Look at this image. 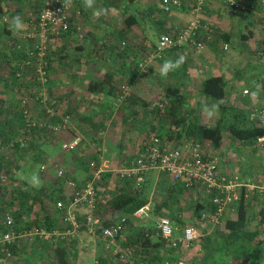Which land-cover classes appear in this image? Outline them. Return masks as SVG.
Here are the masks:
<instances>
[{"label":"crops","instance_id":"0c3cea01","mask_svg":"<svg viewBox=\"0 0 264 264\" xmlns=\"http://www.w3.org/2000/svg\"><path fill=\"white\" fill-rule=\"evenodd\" d=\"M183 1L182 8L173 9L171 12L166 13L160 8V0H95L97 8L107 10V13L99 18H94L92 9H85L81 2L80 4H75V11H72L71 18L74 24L70 30L50 41L51 54L49 56L48 74L51 86L56 93L58 90L66 91L65 93L63 92L66 98L64 102L67 101L66 105L72 108V122L70 132L53 135L57 136L56 141H40L42 143L38 145V153H45L44 155H46V153L50 152L55 154L57 149L55 157L62 161L60 163L63 166H59L65 170L66 179L70 181L76 180V183L84 184L91 175V173L90 175L87 173L89 167L86 164L78 163L77 160H70V157H68L70 153L62 152L60 144L76 133L80 134V128L84 129L83 127H86V131L97 130L93 128L88 119L95 122L97 118L101 119L106 116L102 112L101 107L98 110L96 107L102 104L106 105V98L103 93H91L89 89L93 81L100 82L106 74H113V80L118 81L119 85L123 83L129 85L131 101L134 103L131 112L133 116H128L125 119L127 128L132 121H136L138 118V120L145 118L143 114L145 110L141 107L142 101L153 103L163 98L168 102H177L184 98L185 103L190 105L216 104L219 102L223 104L222 107L233 105L243 111L245 110L246 113L243 114L247 118L246 123L254 124L249 116V111L253 107L264 104V89H261L257 96H252V92L256 91L255 84L264 85V31L257 22L258 16L264 14V0H242L245 3H250L253 9L251 12L238 13L233 12L223 0H208V6L203 13V20L212 26L213 36L212 40L205 44L203 50L197 51L191 46L173 48L163 51L159 57L155 58L148 66L147 73L142 72L138 67V63L144 54L155 46L161 34L177 31L187 23L190 17V2L189 0ZM28 2L33 3L35 1L28 0ZM16 5L13 3L10 6L11 12L15 13ZM40 7L41 5L39 7L36 5L31 10L28 6L24 7L23 11L15 13L16 16L21 17L25 25L22 30L14 31L6 28V30H10L9 34L6 33L5 29V32H1L0 63L4 62V64H0L2 66L0 67L1 73L6 72L8 67L9 72L10 70L12 71L25 56L22 50L14 47V42L16 43L19 40L17 36L22 37L27 35L31 28L32 30L35 29L34 22L36 19L28 18V15L31 16L33 14L32 18H36ZM78 9L80 10L79 14L76 13ZM131 14L137 16V23L127 26L124 18ZM16 16L8 17V26H10L12 19ZM243 34L248 37L242 39L241 36ZM122 43L124 44L122 45ZM225 43L228 44L226 50L222 48ZM242 54H246V58L250 57L251 61L257 60L260 63L242 61ZM179 55L185 57L184 64L178 70L169 73L167 77H162L159 72V66L163 64L165 59L175 60ZM9 76L10 73H3V76H1L3 78L0 77V99H4L7 111L12 109L9 107L10 104H16V100L21 95L17 87L7 90L5 82H10ZM211 76H223L227 81L225 99L222 102L210 99L199 92L203 79ZM28 77L32 81V77ZM244 81L248 82L249 85L244 84ZM28 82L29 80L25 76L17 81L16 86L25 90L19 84L25 85ZM241 82L244 84L243 87L234 86L240 85ZM105 87H107L106 83L101 86L103 91L106 90ZM167 87L170 88L169 90L171 88L178 90L179 95L171 93ZM245 89L249 91L246 95L242 93ZM4 90H7L6 93L3 92ZM188 112L186 110L187 114ZM8 116L12 117V112H7ZM194 116L195 113L190 114L189 120L187 119L188 122L186 124L182 122L181 127L177 123L178 116L176 118H164L162 115L159 117L153 114V119L145 121V123L147 122V129H153V133L162 134L161 136L166 138L167 142H169L167 138H172L173 140L170 141L174 142V137L179 135L178 131L183 130L187 123L193 121ZM199 118L201 117L197 119ZM217 120H214V122L209 121L208 123V121L203 119L198 122L213 126ZM2 122L5 125L4 120ZM8 128L10 129L11 127L7 125ZM99 131L100 129L94 132L96 136ZM142 131V134L137 138H142L147 130L142 129ZM102 138L101 140L103 141ZM85 142L86 139L82 143V147ZM137 142L138 145L140 143L141 145L143 144L141 139ZM103 145L108 152L104 142ZM49 162L51 168L52 163H56L55 159H51ZM252 163L254 162L248 161L247 170L250 169L252 173L253 170H256L254 173H259L260 167ZM260 163L262 166V159ZM20 165H23L22 170L30 166L25 167L23 162H20ZM250 170L248 172H251ZM167 178L163 173L148 172L143 181L152 189L151 194L153 195L149 197V202L147 203L152 212L149 209L144 215L147 217L149 213L153 214V225L155 226L160 216L156 214L154 205L160 204L168 195V193H163L162 191L163 180L168 181ZM68 182H65L62 186L64 191L69 190ZM125 184L126 182L122 181L118 189ZM169 187H167V190ZM105 189L107 190V187ZM200 191L192 190L188 192L185 190L181 195L171 196L169 199H173L175 205L170 204L171 211L165 208L161 211L167 215L169 212L174 213L179 208L186 211L188 204L193 200L192 198H198L197 194H200ZM169 199L166 200L168 203L172 201ZM106 215H109V218L111 213ZM167 215L164 216L166 217ZM134 219L145 218L141 216L140 218L134 217ZM171 223L176 228L175 233L177 235L181 230L175 226L174 222L171 221ZM146 225L145 223L141 226L146 227ZM59 228L62 229L63 225L61 224ZM23 229L20 232H28L36 228ZM263 235L262 238H264ZM93 237L94 235L86 228H80L72 237L58 241L56 244L43 241L38 237H32V239L24 237L11 248L12 257L10 264H55L62 253L61 250H64L63 256L65 255L68 264H99L103 258L106 260L107 258L110 259L109 252L104 247V241L102 240L103 245L100 244L98 246ZM163 245L167 247L168 244L166 242ZM183 249L180 255H177L175 264H196L191 258L186 260L187 255ZM159 250L162 251V248L160 247ZM198 250L200 249L198 248ZM230 264H248V261L240 258L231 260Z\"/></svg>","mask_w":264,"mask_h":264},{"label":"built area","instance_id":"2783aa9c","mask_svg":"<svg viewBox=\"0 0 264 264\" xmlns=\"http://www.w3.org/2000/svg\"><path fill=\"white\" fill-rule=\"evenodd\" d=\"M189 19L187 23L177 31L166 32L159 36L155 46L147 51L138 67L144 73L148 72L150 63L159 57L163 51L184 46H192L195 50L201 51L205 43L197 39L199 32L203 33L204 41H211L213 36L212 26L203 21V11L208 6V0H190ZM82 0H44L42 7L36 16L35 29L19 39L17 49H23L26 54L18 63L16 76L22 79L31 76L36 84L35 93L22 95L19 107L25 120V128L38 127L46 128L52 135L68 133L71 130V115L60 109L56 105H50V82L47 71L48 58L47 50L50 41L70 30L73 26L71 18L72 11H75V4H80ZM223 2L235 13L251 12L252 5L242 0H223ZM160 8L169 13L173 9L181 8L183 0H160ZM53 13L49 16L48 13ZM77 14L80 13L78 9ZM260 26L264 31V14L258 16ZM6 15H0V24L7 22ZM81 36V35H80ZM124 43H122L123 45ZM226 50L228 44H223ZM119 91L115 96L112 106L116 110L131 95L129 85L123 83L119 86ZM244 95L248 90H243ZM163 103L153 102L150 108L162 107ZM38 107V109H37ZM255 125L264 129V104L253 107L249 114ZM54 119V121H52ZM22 130V129H21ZM104 130L97 134L98 140L89 142V147L99 162L89 160L92 168L90 177L84 184L77 185L73 180L68 182L71 195L66 199H58L55 202L54 212L61 214L60 220L63 228L46 229L36 228L28 232H20L16 229L14 214L9 208L2 212V222L4 231L0 232V264H10L12 257L11 246L17 244L24 237L32 239L38 237L43 241L56 244L72 237L80 228H86L91 234H97V229L101 227L103 218L98 214L100 206L107 204L108 196L98 197V189L103 181V172H110L121 181H128L140 186L148 172L163 173L168 178L169 184L181 185L185 190H203L206 193H213V201L216 203V212L211 222H218L219 218L227 210L235 211V204L240 200L241 195L249 198L254 193L264 192V133L258 136L253 143L257 148V153L262 159L263 174L259 182H253L249 177H244L233 170H225L219 164V156L212 151L208 144L203 143L199 137L186 136L184 139L175 142H167L166 138L152 133L140 146L135 158L130 164L110 167L107 159L104 158L106 149L101 141ZM83 137L79 133L69 137L60 144L62 152L78 151L82 148ZM24 141L20 140V146ZM9 146H12L10 143ZM1 154V149H0ZM48 168L46 164L40 166V170ZM52 168L58 178L64 174V169L57 163H52ZM150 207L148 205L138 209L134 216L140 218L145 216ZM205 214L202 215L204 217ZM127 217L122 215L101 230L104 247L112 254L119 256L121 260L128 261L129 264H147L144 261L134 262L132 258L133 249L122 247L118 237L123 232ZM156 228L160 236L171 246L181 245L187 248L193 245L196 239V228L194 225L185 226L176 235V228L171 221L162 216ZM169 264V263H165Z\"/></svg>","mask_w":264,"mask_h":264},{"label":"trees","instance_id":"16d2710c","mask_svg":"<svg viewBox=\"0 0 264 264\" xmlns=\"http://www.w3.org/2000/svg\"><path fill=\"white\" fill-rule=\"evenodd\" d=\"M34 1L35 2H33V4L28 2V0H0V15H6L7 20H9L10 16H16L15 13L23 11L24 7L29 6V9L36 7V5H38V7L41 5L42 7L44 2V0ZM189 2L191 4L190 0ZM13 3L17 4L15 8V13L11 12L10 10V6ZM32 17L33 14L31 16L28 15V18L36 19ZM124 19L125 24L127 26H131L132 24L137 23V16L135 14L126 16ZM257 22L258 24H260V20H258ZM8 24V21L5 23L4 26L0 24V35L2 34V31L5 32L6 28H10ZM120 32L122 36V29ZM6 33L9 34L10 30H6ZM204 37L205 35L203 36V33L199 32L197 39H199L205 44H208L209 42L204 41ZM241 37L242 39H246L248 36L246 34H243V36ZM18 43H20L19 40H17L16 43L14 42V47H16ZM50 54L51 49L49 45V48L47 50V71L50 64ZM245 55L242 54V58H244V60H246L247 62L260 63L257 62V60L251 61L249 55V58H246ZM0 64L2 65L4 64V62ZM1 65L0 67H2ZM17 70L18 64L12 71L10 70L9 72L8 67L6 72H3L7 74L10 73V76L8 77V79H11L10 82H5V85L8 88L7 90H12L14 87H17L21 95H19L18 99L16 100V104H10L9 107L12 109L8 111L6 110L4 99H0V172L2 174H5L6 172L10 173V179L8 180V183H10L12 186V195L9 198V204L14 207L13 214L15 226H17L16 229L44 227L50 230L53 228H59L60 225L57 224L56 214L54 212L55 202L58 199H66V197L69 198V196L71 195L70 186L68 187V191H64L62 187H58L56 183H54L53 185L51 184V186H40L36 188L21 180L22 178H20V175L16 177L17 172L19 170H22V167L17 161V158H24L23 156H21L24 154L26 156L28 155V157L32 156L35 160L40 159L41 156L40 153H38V145L42 143L40 141H42L44 137H47L46 133L51 134V132H49V130H47L46 128H25V120L22 115V112L20 111L19 103L22 95L36 92L34 91V89L36 88V84L33 78L32 81L30 78H28V83H26L25 85L19 84L20 87L23 86L25 90L18 88V86H16L17 81H19L18 77L16 76ZM3 73L0 72V77L3 76ZM113 76V74H106L104 79H102L100 82L93 81L89 91L91 93L95 92L96 94L101 92L104 95L106 94L108 96H116L119 91L120 85L118 81L116 82L115 80H113ZM49 82V86L51 87V94L52 86L50 77ZM104 83H106L107 85V87H105V91H103V88H101ZM226 86L227 81L223 76H211L203 79L199 88V92L210 99L222 102L225 99ZM167 88L168 90L170 89L169 87ZM7 90H4L3 92L6 93ZM169 91L171 93L179 95L178 90H174L171 88V90ZM131 100L132 99L129 96L122 104L127 103L129 101L131 103H134ZM160 102L163 103V106L156 107L153 109L150 108L151 103L142 101L141 107L144 109L149 108L152 110V112L154 110L155 113L158 115L170 114L172 117L176 118L178 115L188 110V107L190 105L185 103L184 98L177 102H168L166 99L163 98L160 100ZM53 104L55 103L53 100H51L50 105L52 106ZM110 107L111 109L113 108L112 104L110 105ZM62 109H64L65 112L69 113L72 118L71 106H65ZM9 111L12 112V117H7V112ZM227 113H231V117L233 116V118H228L226 115ZM243 113L244 111L242 109L234 107L233 105L223 106L221 108L220 117L218 118L216 124L213 126L201 124L200 122H198V116L195 115L194 120L187 123L186 127L183 128V130L178 131L179 135L178 137H174V139H180L182 135H186L187 137L197 136L199 137V139H201V141H203V143L208 144L212 151L216 152L221 149L223 145V133L227 131L228 134L233 138V140L238 142L239 146L240 144H252L258 136L264 133V129L262 128V126L255 125V122L254 124L246 123L247 118ZM134 117L136 118V116ZM3 120L5 122V125L2 124ZM88 120L94 129L99 130L102 126L98 121L94 122L91 119ZM52 121H54V119H52ZM7 125L11 127L10 129L8 128L9 130L7 129ZM12 127H14L15 129ZM151 134L146 133L142 138H138V140L141 139L143 142ZM167 139L169 140V143L170 140H173L172 138ZM20 140L24 141V145L22 147L20 146ZM137 141L134 143L133 146H129L127 151L124 153V155L126 156L122 158V166L130 164L131 161L135 158L137 152L139 151V147L141 146V143L140 145H138ZM10 143L12 144V146H9ZM117 152H121V149H118ZM40 161H45V157L42 156ZM45 164L52 173V168L50 167L51 165L47 162ZM42 172L48 175L51 174L48 170H42ZM107 175L110 177L111 173ZM52 177L54 181L58 180L56 179L58 178L56 175H52ZM125 182L126 184L124 186L120 187L116 190L115 193H111V195L108 196L107 204L103 207L110 210L111 216L109 218L103 219L101 227L98 228L96 232L100 236H102V228L109 225L110 223L118 219L120 216L124 215L127 217V222L125 224L124 229L127 227L129 234L125 237L123 242H121V235L118 237V239L122 247H131L133 249L132 258L135 263L138 261H144L147 264H175L177 255H180V253L182 252V246L179 244L173 247L167 243V247H164L163 244H166V241L160 236L155 225H151L148 223L146 227L138 226L136 219H134V213L138 209L147 205V203L149 202V196L146 190L144 189V185L146 183L142 182L140 186H137L134 183L128 181ZM6 183L7 182L5 181L3 184ZM102 184L103 181L100 186ZM184 191L185 188L181 185H172L168 188V190L166 189L165 193H168L166 199L162 200L160 204L154 205L156 214L161 217L167 215L161 210L164 208L170 210L171 203L175 205V201L169 198L171 196H175L176 194L180 195ZM187 191L189 192V190ZM97 193L99 198L104 197L106 195L102 190H98ZM197 197L198 198L196 199L192 198L193 200L190 204H188L186 211H183V209L179 208L178 210H175L174 213L169 212V214L166 216L170 221L174 222L175 226L178 227V229L180 230L185 226L193 224L194 227L198 229L201 233L197 239L198 246L197 249L195 248V253L193 252V250H189L187 253L186 260H189L191 258L196 262V264H230L231 260L243 258V260L248 261V264H263L264 238H262V235L264 234V212H262L261 210L258 212V222L253 228H249L248 222L250 220V214L248 208L250 205V199L244 197V195H241L240 200L237 202V204H235L234 212L228 215L225 214V212V217L223 219L222 217H220L218 222H211V219L214 213L216 212V203L213 201L214 194H209L201 190L200 194H197ZM168 199L172 201L168 203L166 201ZM35 206H38L40 213L39 216L33 217L31 219V214L29 213V211H32ZM103 207L100 206L98 211L100 210V208ZM1 211L2 209L0 207V232L4 231L5 229L4 224L1 220ZM203 214H205L204 217H202ZM58 247H60V245H58ZM160 247L162 248V251L159 250ZM11 248H13V246H11ZM198 248L200 250H198ZM197 250L198 252H196ZM61 252L62 253L59 255V257L57 255L58 258L55 264H68L65 255L63 256L64 250H61ZM108 252L115 259L107 258L106 260L103 258L101 259V262L99 264H129L127 261H121L118 254H112L110 250H108Z\"/></svg>","mask_w":264,"mask_h":264},{"label":"rangeland","instance_id":"374dc122","mask_svg":"<svg viewBox=\"0 0 264 264\" xmlns=\"http://www.w3.org/2000/svg\"><path fill=\"white\" fill-rule=\"evenodd\" d=\"M33 8H30V9L32 10ZM31 30H32V28L30 29V31ZM17 37H19L18 39L22 38L20 36H17ZM0 43H1V40H0ZM243 60H244V58H242V61ZM243 83L246 85H249L248 82H246V81H244ZM243 83L241 82L240 85H234V86L243 87L244 86ZM51 91H52V95H50V96H51V99L55 103L53 105L58 106L60 109L67 106L66 105L67 101L64 102V100H66V98L63 95V92L64 93L66 92L65 90H61V91L58 90V92L56 93L52 87ZM105 98H106V105L102 104V105H99L96 107H97V110L101 107L102 112L105 113L106 116L104 118H101V119L97 118L95 121L100 122V124L102 126H104V127L101 126L102 128L100 127V130L105 131V135H103V138H102L103 141L102 140L101 141L104 142V144L108 150V152L106 151L104 158L107 159V163L109 164L110 167H119V166H122L121 165L122 158L124 156H126V155H124V153L127 151L129 146H133L134 143L138 140L137 137L142 134V132H143L142 129H144L145 131L147 130L146 133H150V134L153 133V129L152 130L147 129L148 125H147V122L145 123V121H149V120L153 119V114H155V115H158V114H156L154 110L152 112V110L149 108L148 109L143 108V110H145L143 113L145 118H143V119L141 118V120H138L139 119L138 118L136 121H132L130 126H128V128H127V126H125L124 120L128 116H133V114L131 113L133 103H131L129 101L127 103L121 104L120 107L115 110L113 108L111 109V107H110V105L112 104V101L115 98V95L108 96L105 94ZM158 102H160V101L158 100ZM213 105L216 106L215 110H214V114L212 116H208L206 114V112L204 111V109L206 107L211 109ZM222 105L223 104H221L220 102L216 103V104H209V103L203 104L202 103L200 105H189L188 114L185 111L182 114L178 115V117H177L178 118V122H177L178 126L181 127L182 122H185V124H186V122H188V120H189V115L193 114V113H195V115H197L198 117H201L198 119V121L200 120V122L203 119L205 121H208V123H209V121L214 122V120H216V119H218V117H220ZM37 109H38V107H37ZM245 113L246 112L244 110V114ZM226 115L228 118H232L231 113H227ZM158 116L160 117L161 115H158ZM162 116L164 118L165 117L166 118H174L170 114H166V115L164 114ZM132 119H134V118H132ZM83 128L84 129L80 128L81 130L79 132L83 137V142L85 139H86V142L83 144V147L80 150L68 152V153H70V155L68 154L69 155L68 157H70V160H77L78 163H80V164H84V165L86 164V166L89 167V170H87V173H88V175H90V173H92V168L89 166V160L91 159L97 163L99 162V159L94 156L92 150L89 147V142H91L92 140H95V141L98 140V137L94 133L97 130L96 131H93V130L86 131V127H83ZM74 132L76 133V131H74ZM46 134H47L46 135L47 137H44V139H43L44 141H47V140L56 141L57 136H53L49 133H46ZM156 134H158V133H156ZM184 137H185V135L181 136L180 139H176V140L174 139V142L179 141L181 139H184ZM170 142H173V141H170ZM117 148L121 149V152L116 154V152L118 151ZM257 152H258L257 148L254 145L240 144V146H239L238 142L234 141L233 138L228 134V132L225 131L223 133V145H222L221 149H219L215 153L218 154V156H219V164L222 165L225 170H233V171L237 172L238 174H241L244 177H247V178L249 177V179H251L253 182L257 183V182H259V180L263 174V167L261 166V163H260L261 158L259 157L260 154H258ZM44 154L45 153H40V156H41V158H42V156H44L45 161H40L41 158L38 160H35V159H33L32 156L28 157V155L26 156L24 154L21 155L24 158L18 157L17 161L19 162V164H20V162H23L25 167H26V165H30V166L26 167L25 170L24 169L19 170L17 172L16 177H18L20 175L21 176L20 178H22L21 180L25 181L27 184H29L33 187H36V188L40 187V186H45V185L51 186V184L53 185L54 183H56L58 187H60V186L62 187L65 184V182L67 183L68 181H70L69 179L66 180L67 176L65 174V170H64V174L62 177L56 178V179H58L57 181H54V179L52 177V175H56L55 171H52V173H51L50 170L48 168H46L45 170H48L49 173H51L49 175L44 174L42 171H40V166L42 164H45L46 162L50 164L49 161L51 159H55V162L57 164L59 162L58 165L63 166L60 163L62 161L58 157H55V154H57V149H56L55 154H52L50 152L46 153V155H44ZM248 161L254 162L252 164L260 167L261 170L259 171V173H257V174L254 173V172H256V170L255 171L253 170V173L250 169L247 170ZM20 166L22 167L23 165H20ZM51 170H53V169H51ZM249 170L251 172H248ZM109 173L110 172H103L102 173L103 178H105L106 180L103 179V184L99 188V190H102V191H104L105 194H107L106 196L111 195V193H115L116 189H118V187L121 186L120 184L122 182L120 179L116 178V176L112 175V173L109 177L107 175ZM9 174L10 173H7V172L5 174H2L0 172V175H1V177H0V207L2 209L1 212H3V210L5 208H9L14 213V207L9 204V198L12 195V186L10 183H8L9 182L8 180L10 179ZM165 179L163 180V183H162L163 193H165L167 187L170 186L169 181H167ZM5 181L7 183L3 184ZM77 185H81V184L77 183ZM105 187H107V190L105 189ZM144 189L146 190L148 196L151 197L152 189H150L147 184L144 185ZM248 199H250V205L248 208L249 214H250V220L248 222V226H249V228H253L259 219L258 212L260 210L262 212H264V192L262 194L254 193L253 195L249 196ZM99 211H98L99 212L98 214H100L103 219L108 218L109 215H106V214H109L110 210L103 207V208H100ZM29 213L31 214V219L33 217L39 216L40 211L38 209V206H35L32 211H29ZM102 213H103V216H102ZM230 213H232V211L227 210L225 214L228 215ZM55 214H56L57 224L61 225V223H60L61 222V220H60L61 214L59 212H55ZM225 214L222 216V219L225 217ZM154 216H157V215H154ZM160 217L158 218V220L160 219ZM143 218H145V219H139V220L136 219L138 226H141L142 224H145V223L146 224L149 223V224L153 225V223H154L153 214L149 213V215L147 217L143 216ZM1 220H2V217H1ZM19 230H24V229H19ZM128 234H129V232H128V229L126 227L121 234V236H122L121 242H123V240L125 239L126 236H128ZM196 234H197V236H196V239H195L193 245H190L189 247L183 249L185 251L186 255H187L189 250H193V252H195V250L197 249V246H198L197 239H198L199 235L201 234L198 229L196 230ZM93 239L95 240V243L98 246H100V244L103 245L102 236H100L98 233L94 235ZM100 251L102 252V250H100ZM103 254H105V253H103ZM108 255H109L110 259H115L110 254H108ZM127 262H125V263H127Z\"/></svg>","mask_w":264,"mask_h":264},{"label":"clouds","instance_id":"9594fccd","mask_svg":"<svg viewBox=\"0 0 264 264\" xmlns=\"http://www.w3.org/2000/svg\"><path fill=\"white\" fill-rule=\"evenodd\" d=\"M82 4L85 9H92L94 18H99L101 15H105L107 13L106 9L97 8L95 6V0H82ZM48 15L52 16L53 13L49 12ZM9 27L10 30L20 31L25 27V25L23 24L21 17L16 16L12 19ZM184 62L185 57L183 55H179L175 60L165 59L163 64L159 66L160 75L162 77H167L169 73L178 70L184 64ZM255 89L256 91L252 92L253 97L257 96L261 89H264V85L255 84ZM215 107V105H213L211 109L206 107L204 111L208 116H212L214 114ZM261 139H264V137Z\"/></svg>","mask_w":264,"mask_h":264}]
</instances>
